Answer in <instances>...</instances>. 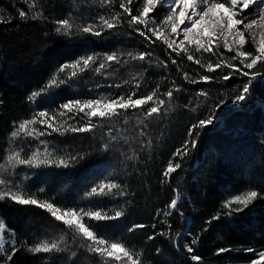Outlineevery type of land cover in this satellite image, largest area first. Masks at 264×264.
I'll return each mask as SVG.
<instances>
[{"label": "snow or ice", "instance_id": "obj_1", "mask_svg": "<svg viewBox=\"0 0 264 264\" xmlns=\"http://www.w3.org/2000/svg\"><path fill=\"white\" fill-rule=\"evenodd\" d=\"M22 3L26 9L13 5L16 16L0 7V25L18 20L17 29L33 23L42 26L43 39L31 54L34 60L58 41L82 50L56 62L46 81L26 96L30 117L11 122L0 157V204L34 207L50 220L44 234L33 233L30 242L19 239L0 216V264H14L21 251L44 254L45 264L56 257L61 264H151L143 249L128 239L137 230L157 228L156 223L129 219L135 208V193L127 183L131 170L126 167L121 177L112 165L94 163L86 176L91 183L72 199L71 177L94 155L117 154L124 162L133 161L139 158L135 145L151 153L153 129L179 107L194 114L193 121L162 172L160 183H169L174 194L155 211L165 229L147 239L162 237L176 252L183 249L193 264H203L196 254L198 237L187 226L186 198L171 181L178 171L187 175L202 135L206 129L215 130L221 117L227 127L233 112L264 111V96L257 92L264 86V0H67L69 11L59 17L46 14V0ZM112 41L116 46L108 50L95 47ZM185 61L196 67L189 69ZM153 77L158 80L151 91L141 92ZM233 78L240 83L217 89L215 96L207 88L190 87L215 89ZM165 82L171 86L162 91ZM182 96L191 98L181 105ZM225 105L229 108L221 113ZM83 134L96 141L94 148L79 147ZM256 140L264 148V131ZM246 167L250 169L251 163ZM53 177L63 179L50 189ZM37 179L43 182L34 187ZM257 201H264V183L226 196L203 231L214 221L236 226L246 218L241 213L250 216L247 210ZM174 216L185 225L180 231L173 232ZM185 237H191L190 242H182ZM230 251L222 247L216 254ZM239 251L255 253L248 264H264V250ZM162 254L161 264H167L169 254L158 247L155 255Z\"/></svg>", "mask_w": 264, "mask_h": 264}, {"label": "trees", "instance_id": "obj_2", "mask_svg": "<svg viewBox=\"0 0 264 264\" xmlns=\"http://www.w3.org/2000/svg\"><path fill=\"white\" fill-rule=\"evenodd\" d=\"M13 5L26 9L22 0H0V7L6 8L16 16V7ZM68 11L67 0H46L47 15L59 17L66 15ZM17 24L20 22L14 20L12 24L0 25V96L4 99V103L0 105V157L4 153L11 122L31 115L26 96L46 81L57 61L63 62L73 52L82 50L78 45H68L64 41H58L53 47L38 53V58L34 60L31 54L35 43L43 39V28L38 23H33L22 25L17 29L15 27ZM116 43V41L105 42L95 47L97 50H108L115 47ZM185 65L189 69L196 67L186 61ZM173 75L175 76V73ZM157 80L158 77H153L150 81H146L141 92L151 91ZM177 83H181L179 77ZM239 83L238 78H233L226 82V85H217L215 89L209 85L190 87L197 90L201 87L207 88L215 96L217 89L222 90L225 86L234 88ZM168 86L171 85L165 82L161 85V90ZM257 92L264 96V86H258ZM190 98L182 96L179 103L183 105ZM199 99L203 102V98ZM228 108L229 105H225L221 108V113ZM193 115L187 109L179 107L171 114V119L165 118L159 128L153 129L154 148L151 153L147 150L141 152L139 146L135 145L139 158L133 161L124 162L117 154L94 155L71 177L73 190L69 194L70 199L75 198L81 189L91 183L86 176L94 163L112 165L121 177L125 176L126 167L131 170L132 174L127 177V183L130 191L135 193L132 198L135 208L130 209L132 214L129 219L131 222L156 223L157 228L137 230L128 234V239L134 242L138 249H143L145 259L150 260L151 264H161L163 254L161 257L155 255L158 247L169 254L167 264H193L183 249L179 253L176 252L162 237L157 236L154 241L147 239L153 232L165 229V226L159 223L162 217L156 218L155 211L170 202L174 194L169 183H160L163 179L162 172L175 149L187 138V129L193 121ZM203 115L206 113L202 112L201 116ZM261 131H264V111L259 109L253 113L233 112L228 118L227 127L221 117V123L215 130L206 129L205 134L202 135L197 150L198 155L191 162L187 175H181L179 171L173 174L171 185L179 186L186 198L184 211L188 217L187 226L192 236L198 237L196 254L203 258V264H248L255 253L239 251V249L253 247L264 250V234H262L264 201H257L247 210L251 213L250 216L241 213V216L246 218L234 227L228 226L223 220L214 221L208 231H203L206 227L205 221L221 209V203L226 196L239 194L245 188L264 183V148L259 146L256 140V135ZM99 135L101 133L98 131L97 136ZM77 143L85 150L96 146V141L91 140L89 134H83ZM248 162L251 163L250 169L246 167ZM97 176L99 177V174ZM62 179V177H53L49 188H56ZM42 182L41 179H37L34 181V187H39ZM0 216L4 217L9 228L15 229L19 239L29 238L30 242L33 233L44 234L45 226L50 220L46 213L34 207L22 208L4 204H0ZM170 219L173 232L185 227L175 216ZM190 239L191 237H185L182 242H190ZM222 247L231 248L233 251L217 255V250ZM45 259L44 254L33 256L26 251L18 252L13 258L14 264H45ZM48 264H61V262L56 257Z\"/></svg>", "mask_w": 264, "mask_h": 264}, {"label": "rangeland", "instance_id": "obj_3", "mask_svg": "<svg viewBox=\"0 0 264 264\" xmlns=\"http://www.w3.org/2000/svg\"><path fill=\"white\" fill-rule=\"evenodd\" d=\"M249 11H251V10H249Z\"/></svg>", "mask_w": 264, "mask_h": 264}]
</instances>
